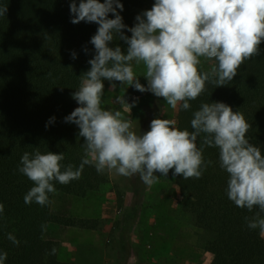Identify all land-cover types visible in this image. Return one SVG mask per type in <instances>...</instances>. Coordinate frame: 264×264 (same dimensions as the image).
I'll return each instance as SVG.
<instances>
[{
  "label": "clouds",
  "instance_id": "9594fccd",
  "mask_svg": "<svg viewBox=\"0 0 264 264\" xmlns=\"http://www.w3.org/2000/svg\"><path fill=\"white\" fill-rule=\"evenodd\" d=\"M69 7L71 23L98 25L90 40L95 49L88 60L90 68L80 75V84L72 93L79 106L64 118L78 126V135L84 138V156L76 167L62 164L63 152H24L18 171L34 183L24 202L49 204V194L57 191L54 182L78 180L85 165L94 166L101 174L105 170L124 177L139 174L147 186L158 183L170 170L174 177L200 178L212 163L205 161L204 147H215L220 167L229 174L228 198L250 212L259 209L245 220L249 229L258 228L264 237V217L260 215L264 212V155L246 138L251 125L243 113L224 102L202 103L193 113L192 131L181 130L175 120L156 117L149 130L137 133L130 118L133 104L124 96L117 97L123 112L102 107L105 80L151 92L173 110L190 109L189 102L205 91L206 83L216 87L229 84L246 60L260 54L264 0H155L150 9L136 16L132 27L123 22L118 11L123 10L121 0H79V4L70 0ZM6 12L7 7H0V16ZM109 13L114 18H109ZM114 39L127 44L126 52L119 45L109 46ZM84 51L88 52L87 47ZM76 55L71 52L72 59ZM203 60L215 63L202 71ZM140 65L147 86L136 75L135 67ZM3 210L0 202V214ZM8 239L20 243L11 233ZM6 259L7 253L0 252V264Z\"/></svg>",
  "mask_w": 264,
  "mask_h": 264
},
{
  "label": "trees",
  "instance_id": "16d2710c",
  "mask_svg": "<svg viewBox=\"0 0 264 264\" xmlns=\"http://www.w3.org/2000/svg\"><path fill=\"white\" fill-rule=\"evenodd\" d=\"M154 2L121 0L123 10L118 11L123 22L132 27L136 16ZM69 5L70 0H0V7H7L6 14L0 16V202L4 205L0 252L7 253L4 264H74L57 256L64 233L74 225L59 209H69L75 199L87 197L105 183L94 166L85 165L78 180L54 182L57 191L49 194V204L24 202L34 186L18 171L24 152H63L62 164L78 167L81 162L77 158L78 135L64 118L79 106L72 93L80 84V75L90 68L88 60L95 54L90 40L98 25L71 23ZM109 18H114L113 14L109 13ZM123 31L131 36L127 29ZM117 45L126 52L123 40L114 39L109 46ZM73 51L76 59L71 58ZM112 83L124 85L105 80L104 88ZM212 102H224L244 114L251 125L246 138L264 155V42L260 54L246 60L229 84L216 87L206 83L205 91L189 102L190 109L179 107L177 127L192 131L194 111L202 103ZM51 117L55 119L46 127ZM197 144L200 146V138ZM203 156L212 163L202 176H180L178 181L181 210L192 215L195 227L206 233L204 248L212 254L210 264H264L259 229H249L245 220L259 209L250 212L228 198L229 174L220 167L218 148L204 147ZM260 215L264 217V212ZM9 233L19 245L8 239Z\"/></svg>",
  "mask_w": 264,
  "mask_h": 264
},
{
  "label": "rangeland",
  "instance_id": "374dc122",
  "mask_svg": "<svg viewBox=\"0 0 264 264\" xmlns=\"http://www.w3.org/2000/svg\"><path fill=\"white\" fill-rule=\"evenodd\" d=\"M212 63L203 60L201 70H209ZM135 72L147 86L143 65ZM122 96L133 104L130 118L137 133L149 130L156 117L177 122L179 107L173 110L163 98L127 84L104 88L102 107L123 112L117 102ZM71 124L78 135V126ZM78 138L77 158L82 160L84 138ZM172 171L147 186L139 174L124 177L105 170V183L98 191L75 199L69 209H59L74 225L59 243L58 259L74 264H210L212 254L204 248L206 233L181 210L180 176L174 177ZM260 241L264 244V237Z\"/></svg>",
  "mask_w": 264,
  "mask_h": 264
}]
</instances>
